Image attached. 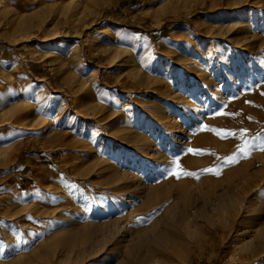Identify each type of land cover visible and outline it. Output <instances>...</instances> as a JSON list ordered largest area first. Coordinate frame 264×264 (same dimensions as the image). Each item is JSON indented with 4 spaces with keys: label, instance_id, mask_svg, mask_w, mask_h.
Listing matches in <instances>:
<instances>
[{
    "label": "rangeland",
    "instance_id": "1",
    "mask_svg": "<svg viewBox=\"0 0 264 264\" xmlns=\"http://www.w3.org/2000/svg\"><path fill=\"white\" fill-rule=\"evenodd\" d=\"M262 143L264 0H0V264H264Z\"/></svg>",
    "mask_w": 264,
    "mask_h": 264
},
{
    "label": "bare ground",
    "instance_id": "2",
    "mask_svg": "<svg viewBox=\"0 0 264 264\" xmlns=\"http://www.w3.org/2000/svg\"><path fill=\"white\" fill-rule=\"evenodd\" d=\"M166 123V122H164ZM168 128V127H167ZM147 139V138H146ZM144 137H143V141H147ZM169 140V139H168ZM170 143V142H169ZM198 146L199 145H207V146H210L208 143L206 142H202L199 141L197 142ZM166 144V143H165ZM164 144V145H165ZM178 147V146H177ZM226 147H223L221 149L217 148V152L218 153H223L225 151ZM171 150V149H170ZM146 151V150H144ZM204 151V150H203ZM156 153V152H155ZM165 154V153H164ZM171 154V153H170ZM161 157V156H160ZM182 163H179V166L180 167H177L176 165H168L166 166L165 165V175L166 174H171L169 177H166L165 181L161 184H157V185H154V186H148V188L144 187L142 184L143 182H140L138 181H135L134 179V183H131V185L125 187V188H128L127 192L128 193H132V195H137V191L138 190H141L143 189L142 191L146 193V197L147 199H158L157 201V204L163 202L164 200H166V198H169V197H172V190H174L175 188H180L182 186V184L184 182H186V180H189L188 178H185L183 177V175H179L178 174L180 173L181 171V168L187 172H192L194 173L195 170H198L201 162V160L198 161V159H195V158H183ZM106 166V169H112L113 166L111 165H107L106 164H103ZM112 167V168H111ZM132 168V167H131ZM114 169V168H113ZM112 169V171H113ZM215 170V168H213ZM117 173H110L111 175L108 176V179L107 180H116L117 179H126L128 178V175L126 173H123V172H119L118 170H116ZM153 172V171H152ZM157 172V171H156ZM153 174V173H151ZM132 176V175H131ZM151 176V175H150ZM153 176V175H152ZM189 176V175H188ZM146 178V177H145ZM210 177H203L202 180H206ZM111 181V182H112ZM191 181V180H190ZM234 181L232 179V182H228L227 184V187L226 189L218 194V197L221 198V196H223L224 194L228 193V191L233 187V184H234ZM150 182V181H148ZM115 183V182H114ZM191 183V182H190ZM112 184V183H111ZM249 184V183H248ZM150 185V183H149ZM238 187V186H237ZM210 189H206L203 194L206 196L208 194H215L216 190H217V187H209ZM172 189V190H171ZM222 189V188H220ZM249 189V187H248ZM115 190H118V189H115ZM121 190V189H120ZM125 190V189H124ZM179 191V190H178ZM114 192V191H113ZM187 193H188V190H184L181 191V192H176L175 194H177V197L179 198H184L187 196ZM239 195V194H238ZM175 196V195H174ZM217 197V198H218ZM176 198V197H175ZM129 199V198H128ZM148 200V202H149ZM184 201V200H182ZM197 201V200H196ZM193 203V202H192ZM165 205V204H164ZM229 206H232V205H229ZM169 208L166 209V211L168 210ZM87 211V210H86ZM128 211V210H127ZM130 212V211H129ZM189 212V211H188ZM186 213V211H184V208L181 209L180 211V216H183L184 214ZM124 215V214H123ZM130 215V214H129ZM131 216V215H130ZM114 217V216H113ZM125 219V218H124ZM93 221V220H92ZM99 221V220H98ZM107 221V220H106ZM129 220H121V219H115V221L111 222L110 224H108L110 227L108 228L107 230V235L109 236H115L116 233H123L125 231L128 230V222ZM132 221V220H131ZM134 222V221H132ZM79 225V224H78ZM86 225V224H85ZM88 225V224H87ZM74 226H77L74 225ZM97 231V230H96ZM96 231H93V233L95 234ZM133 234V233H132ZM140 235V234H139ZM157 236V235H156ZM121 237V236H120ZM173 237V235H172ZM172 237H170L169 233L167 232L166 229L163 230L162 234L158 235L157 237H153V238H150L149 237H143L142 239H140V243H139V246L137 247V259L141 261L140 264H144L145 262H147L150 258H152L153 256H155L157 254V252L155 251V248L153 247L152 243H156V244H160V245H164V246H167L169 244V246L172 244ZM174 238V237H173ZM132 239V238H131ZM127 240H125L126 242ZM152 242V243H150ZM178 242V241H177ZM115 243V242H114ZM127 243V242H126ZM116 244V243H115ZM49 245V244H48ZM93 250V249H92ZM90 253V252H89ZM92 254V253H91Z\"/></svg>",
    "mask_w": 264,
    "mask_h": 264
},
{
    "label": "snow or ice",
    "instance_id": "3",
    "mask_svg": "<svg viewBox=\"0 0 264 264\" xmlns=\"http://www.w3.org/2000/svg\"><path fill=\"white\" fill-rule=\"evenodd\" d=\"M232 115H235V114H232ZM205 128H207V126H204ZM246 131V130H245ZM228 135H230V136H234L235 135V133H233V132H229L228 133ZM260 148H261V150H264V143H262L261 145H260ZM187 151L188 152H191V153H193V154H196V153H198V152H203V150H195V149H191V148H189V149H187ZM227 159V161L229 162V163H236V162H238V158L236 157V156H232V157H230V158H226ZM173 163L177 166V167H180L179 166V160L177 159V160H174L173 161ZM202 171H205V172H214L215 174H217V175H219L220 174V171H219V169H212V168H209V169H204V170H202ZM179 175H195V173H192V172H187V171H185V170H183L182 168H181V171H180V173L178 174V176Z\"/></svg>",
    "mask_w": 264,
    "mask_h": 264
}]
</instances>
